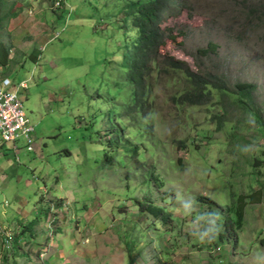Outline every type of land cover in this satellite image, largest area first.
Masks as SVG:
<instances>
[{
    "label": "rangeland",
    "instance_id": "1",
    "mask_svg": "<svg viewBox=\"0 0 264 264\" xmlns=\"http://www.w3.org/2000/svg\"><path fill=\"white\" fill-rule=\"evenodd\" d=\"M138 1L2 0L0 79L18 87L35 141L0 140V264H264V189L248 199L264 182V30L246 33L249 0H179L139 100L120 66L135 37L123 11ZM205 68L257 86L221 130L217 99L181 102L195 90L186 69ZM231 195L246 197L235 235Z\"/></svg>",
    "mask_w": 264,
    "mask_h": 264
},
{
    "label": "trees",
    "instance_id": "2",
    "mask_svg": "<svg viewBox=\"0 0 264 264\" xmlns=\"http://www.w3.org/2000/svg\"><path fill=\"white\" fill-rule=\"evenodd\" d=\"M1 2L2 0H0V6ZM177 2H179V6L175 7ZM246 3L245 7L240 9V11H246L248 16H251L250 23L246 25V33L264 30V0H249V2L247 1ZM183 6V2L179 0H147L145 3L139 0L136 3H132L128 10L123 11L126 18H130L131 25H129V27H131V30H135V37L126 47L120 66L134 86L135 94L139 100H142V92L145 89L146 79L152 72L151 65L154 63V60H152L151 57L165 52V44L167 41L166 37L161 32L163 16L171 10L167 16L172 15V17H174ZM12 16L13 15L6 17V15H0V28H4V25H6L5 22H7L5 19L8 18L12 20ZM1 32L3 31L0 29V33ZM243 34L245 33L243 32L241 35ZM210 51V48L202 49L200 54L208 55ZM8 53L9 49L4 47L0 42V64L3 66L6 65L8 60ZM166 64L172 69L177 70L180 69L179 65L181 63L169 60ZM186 74L194 84L195 90L182 95L181 102L190 105H203L209 107V103L212 99H217L221 115L211 117L212 120L215 119L217 130H221L224 125V117L222 115L224 113L228 114L236 105L242 104L247 107H254V94L257 91V86L253 83L238 82L233 84L230 89L219 76L211 74L206 68L200 69L196 73H191L186 69ZM232 98H234V100H232ZM111 130H115L117 134L120 133L115 128ZM263 189L264 182L260 184V188L257 191L248 195L249 202L258 203ZM231 199L232 201L234 200L235 203V218L234 220L229 219L227 222H229L228 230H233V234L235 235V230L242 227L246 197L239 195V197L237 196V198L234 199L233 195H231ZM141 207L154 216L163 215V210L154 207L152 204L141 205ZM33 227V223H30L25 226V229L31 231ZM261 243L264 245V239H261ZM17 250L18 247H16V249L12 247V253H10L19 256L20 253Z\"/></svg>",
    "mask_w": 264,
    "mask_h": 264
},
{
    "label": "built area",
    "instance_id": "3",
    "mask_svg": "<svg viewBox=\"0 0 264 264\" xmlns=\"http://www.w3.org/2000/svg\"><path fill=\"white\" fill-rule=\"evenodd\" d=\"M25 87V81L21 82ZM0 140L27 152L34 151V126L27 117L18 87L10 78L0 79Z\"/></svg>",
    "mask_w": 264,
    "mask_h": 264
},
{
    "label": "bare ground",
    "instance_id": "4",
    "mask_svg": "<svg viewBox=\"0 0 264 264\" xmlns=\"http://www.w3.org/2000/svg\"><path fill=\"white\" fill-rule=\"evenodd\" d=\"M25 110V109H24ZM26 113V112H25ZM27 115V114H26ZM28 117V116H27ZM20 148H18V149H15V150H19Z\"/></svg>",
    "mask_w": 264,
    "mask_h": 264
}]
</instances>
